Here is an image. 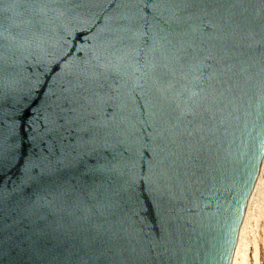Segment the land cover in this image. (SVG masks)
I'll return each mask as SVG.
<instances>
[{
	"label": "water",
	"instance_id": "95a60500",
	"mask_svg": "<svg viewBox=\"0 0 264 264\" xmlns=\"http://www.w3.org/2000/svg\"><path fill=\"white\" fill-rule=\"evenodd\" d=\"M264 159V0H0V264H231Z\"/></svg>",
	"mask_w": 264,
	"mask_h": 264
},
{
	"label": "bare ground",
	"instance_id": "6f19581e",
	"mask_svg": "<svg viewBox=\"0 0 264 264\" xmlns=\"http://www.w3.org/2000/svg\"><path fill=\"white\" fill-rule=\"evenodd\" d=\"M261 221L264 222V159L260 167L255 182L254 190L249 199L245 211V215L243 217L240 226L235 254L231 264H260L259 249H258L259 247L253 241L252 244H250L249 243L250 240H248V236L249 234H251L250 233L251 232L250 229L252 228L251 226L255 228L257 227L259 228V223ZM263 232H264V228H263ZM262 246H263L262 252L264 253V235H263Z\"/></svg>",
	"mask_w": 264,
	"mask_h": 264
},
{
	"label": "rangeland",
	"instance_id": "374dc122",
	"mask_svg": "<svg viewBox=\"0 0 264 264\" xmlns=\"http://www.w3.org/2000/svg\"><path fill=\"white\" fill-rule=\"evenodd\" d=\"M251 227H252L250 229L251 230V232H250L251 234H249V236H248V240H250L249 243L252 244V241H253L254 243H256L258 245V247H259L258 249H259V257H260L259 260H260V264H264V261H263L264 260V257H263L264 256L263 255L264 253L262 252V248H263L262 241H263V235H264V232H263L264 222L261 221L259 223V228L258 227L255 228L253 226H251ZM253 235H254L255 238L253 237ZM252 237L254 238V240H253Z\"/></svg>",
	"mask_w": 264,
	"mask_h": 264
}]
</instances>
